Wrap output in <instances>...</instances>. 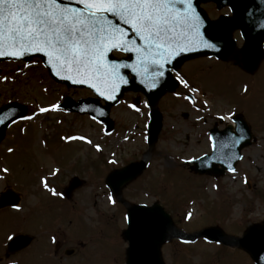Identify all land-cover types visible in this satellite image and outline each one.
<instances>
[{
	"label": "rangeland",
	"instance_id": "374dc122",
	"mask_svg": "<svg viewBox=\"0 0 264 264\" xmlns=\"http://www.w3.org/2000/svg\"><path fill=\"white\" fill-rule=\"evenodd\" d=\"M201 5L210 19L229 12L211 2ZM230 34L236 47L241 46L239 32ZM236 47L230 53L240 58ZM183 62L179 76L188 88L180 82L173 93L159 95L150 105L141 93L126 92L110 107L115 130L109 135L86 115L52 110L60 97H91L89 90L59 86L41 63H0V106L21 103L32 117L10 125L0 141V191L18 192L22 208L0 210V261L8 258L6 241L22 230L37 239L15 256V263L7 264H126L127 241L122 235L126 208L117 203L120 198L128 204L161 205L185 233L215 226L228 236L240 237L248 227L264 221V56L251 73L233 55H203ZM188 94L194 95L192 102L185 99ZM136 95H140L138 104L132 101ZM40 108L51 109L40 112ZM154 109L162 113V125L156 139L147 143L149 114ZM236 113L244 115L257 141L242 150L234 171L218 178L196 175L184 161L208 153V130L219 117L224 119L219 127L224 128ZM61 134L85 139L72 143L61 139ZM131 159L144 161L145 169L113 193L114 198L105 186L106 174ZM73 175L84 184L69 202L59 191ZM53 187L56 195L48 191ZM109 196L115 203L109 202ZM51 233L62 247H74L75 242L81 247L71 256L61 249L63 258L53 261ZM160 252L164 264H255L241 249L203 238L188 243L170 240Z\"/></svg>",
	"mask_w": 264,
	"mask_h": 264
},
{
	"label": "snow or ice",
	"instance_id": "6c2138e0",
	"mask_svg": "<svg viewBox=\"0 0 264 264\" xmlns=\"http://www.w3.org/2000/svg\"><path fill=\"white\" fill-rule=\"evenodd\" d=\"M74 2L76 6L70 7L64 0H0V57L10 55L19 59L40 53L51 62L54 75L55 69H59L65 73L61 78L73 83L91 80L95 87L92 83L88 87L107 100L108 96L97 89L105 87L111 91L117 80L124 81L120 74L122 68L131 69L137 76L141 75L138 69H143L144 78L140 82H148L146 86L155 88L164 76L165 66L172 62L173 54L180 55L196 44L214 47L199 31L202 22L192 0ZM129 33L136 40L131 39ZM113 52L132 53L136 59L131 64L118 63L109 59ZM177 80L185 88L189 87L179 75ZM21 119L31 120L32 117ZM4 122L0 118V124ZM96 149L100 151L98 145ZM229 170H233L231 166ZM48 191L56 195L52 189ZM108 199L115 203L111 196Z\"/></svg>",
	"mask_w": 264,
	"mask_h": 264
},
{
	"label": "water",
	"instance_id": "95a60500",
	"mask_svg": "<svg viewBox=\"0 0 264 264\" xmlns=\"http://www.w3.org/2000/svg\"><path fill=\"white\" fill-rule=\"evenodd\" d=\"M72 1L74 0H64L67 4ZM204 1H212L220 6L225 4L227 0H192V6L196 9V13L199 15L202 22L199 31L205 40L214 45L213 48H204L202 45L196 44L189 49H186L180 55L173 54L174 58L172 59V62L165 66L164 76L160 78L159 83L155 88H151L150 85L146 86L148 82H140L141 79L144 78L141 72V75L137 76L130 69L134 78L127 80L126 74L128 68L120 69V74L124 76V81L117 80L111 91L107 90L105 87L97 89L98 91L103 92V95L108 96V99L106 100L107 105L102 108V112L98 111L99 109L96 110L95 106H91L89 109L78 107L82 101L77 104L66 103L64 106L79 111H90L96 117L106 121L109 125L110 121L107 118L108 106L115 104L118 97L125 89L140 88L146 94L150 103L153 104L160 93L174 88L173 85L175 84L170 79L171 68L176 69L178 64L185 58L200 54H211L225 58L234 46V42L229 35V32L234 29H240L245 40V45L241 49L242 64L246 69L250 71L254 70L262 56L261 42L264 36V0H234V5H232L234 12L233 17L222 18L217 21L208 20L198 7L199 3ZM27 56H30V54L24 55L23 57ZM7 57L12 56L6 55L0 57V59ZM135 59L136 58L134 57V60ZM119 62L121 61H118V63ZM44 63L48 66L52 75L57 80L62 79L58 75V69H55L56 74H53L54 68L50 67L51 62L47 57L44 59ZM138 70L142 71V69ZM89 81L95 87L94 82L91 80ZM86 103L95 105V100L89 99L86 100ZM22 115V108L17 104H12L0 109V118L5 120L3 124H0V138L4 128L12 120L21 117ZM233 120L236 123L234 131L231 130L230 126L222 131H217L216 128H213L210 131L213 142L212 153L194 161V168L197 172H207L209 174L220 175L224 173V169H229V166L233 169L236 162L241 157V149L250 145L251 133L246 121L240 115L235 116ZM160 122V114L156 110H153L149 130L150 142L156 138V135L160 130ZM224 145H227V147ZM218 165H221L222 168L218 169ZM142 167V163L137 165L131 164L121 173L113 174L109 179L111 187L117 192L120 186L135 177L142 170ZM80 185L81 181L76 177L73 178L65 190L66 196H69L72 191ZM17 202L18 196L14 192L7 190L0 193V207L7 204L15 205ZM123 234L128 241L126 252L127 264H163L159 254V246L166 240V238H172L173 236H183L189 239L205 236L211 240L221 241L226 245H237L247 250L257 264H264V222L257 227H250L246 234L241 238L225 237L222 232L216 228L205 229L195 235H184L182 233L177 234L173 231L169 215L164 212L159 205L156 204L152 207L137 205L129 210L128 227ZM29 241L30 237L17 235L8 244L7 251L14 252L23 248L29 243Z\"/></svg>",
	"mask_w": 264,
	"mask_h": 264
},
{
	"label": "flooded vegetation",
	"instance_id": "af4514ba",
	"mask_svg": "<svg viewBox=\"0 0 264 264\" xmlns=\"http://www.w3.org/2000/svg\"><path fill=\"white\" fill-rule=\"evenodd\" d=\"M33 241H35V239L33 240ZM32 241V242H33ZM62 249V252H64V249L65 248H62V246H61V243L60 242H58V243H55V247H54V251H53V255L55 256V257H59V259H62L63 258V256H62V254H60V250ZM59 255V256H58Z\"/></svg>",
	"mask_w": 264,
	"mask_h": 264
}]
</instances>
